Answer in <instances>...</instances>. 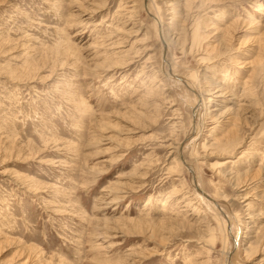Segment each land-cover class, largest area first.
Masks as SVG:
<instances>
[{"label": "rangeland", "instance_id": "obj_1", "mask_svg": "<svg viewBox=\"0 0 264 264\" xmlns=\"http://www.w3.org/2000/svg\"><path fill=\"white\" fill-rule=\"evenodd\" d=\"M0 264H264V0H0Z\"/></svg>", "mask_w": 264, "mask_h": 264}, {"label": "bare ground", "instance_id": "obj_2", "mask_svg": "<svg viewBox=\"0 0 264 264\" xmlns=\"http://www.w3.org/2000/svg\"><path fill=\"white\" fill-rule=\"evenodd\" d=\"M163 39V38H162ZM197 39V38H196ZM165 43V42H164ZM197 56V55H196ZM217 93V92H216ZM221 97V96H220ZM220 114V113H219ZM217 115V114H216ZM209 116H211V115H209ZM219 118V117H218ZM212 119V118H211ZM233 130V129H232ZM213 132V131H212ZM231 132H233V131H231ZM232 136V135H231ZM230 140V139H229ZM182 160V159H181ZM182 162H183V160H182ZM122 192V191H121ZM168 197V196H167ZM253 198V197H252Z\"/></svg>", "mask_w": 264, "mask_h": 264}]
</instances>
